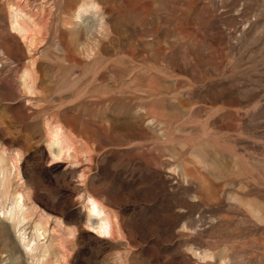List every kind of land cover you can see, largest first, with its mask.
Segmentation results:
<instances>
[{"label": "rangeland", "instance_id": "rangeland-1", "mask_svg": "<svg viewBox=\"0 0 264 264\" xmlns=\"http://www.w3.org/2000/svg\"><path fill=\"white\" fill-rule=\"evenodd\" d=\"M0 63V264H264V0H0Z\"/></svg>", "mask_w": 264, "mask_h": 264}, {"label": "bare ground", "instance_id": "bare-ground-1", "mask_svg": "<svg viewBox=\"0 0 264 264\" xmlns=\"http://www.w3.org/2000/svg\"><path fill=\"white\" fill-rule=\"evenodd\" d=\"M13 16H14V19L12 21V28L11 29L13 32H16V33L22 35L26 31L24 22L20 21L19 14L14 13ZM27 83H30V81H28ZM52 144L57 148L56 150H58L59 153H62L65 150V145L62 141V131L61 130L56 129L54 131V138H53ZM2 163H3L2 160H0V175H2L3 179H5L7 177V174L4 171V169L1 167ZM14 168H15V166L13 165L12 169H14ZM87 202H88V215L90 217L96 218V222L93 224V226L91 225L92 226L91 227L92 232H94L97 236H100V237H108L111 234V229H112L111 222H110L108 215L106 214L104 209L100 206V204L96 200L89 198ZM12 206H13V208L11 210L12 212H10V213L15 212V214H16V212L18 211V214H19L20 213L19 210H21L23 207V197L20 193H18L14 197V203ZM18 214H17V216H18ZM41 237L42 238L44 237V233H43V231H41L40 228L36 227L35 228V237L33 240H25L22 237H21V240L23 241L24 247L26 249L33 250L34 248L32 247V245L34 246L33 243L36 241L35 238L40 239ZM35 244H36V242H35ZM43 252H45V251H43Z\"/></svg>", "mask_w": 264, "mask_h": 264}, {"label": "built area", "instance_id": "built-area-1", "mask_svg": "<svg viewBox=\"0 0 264 264\" xmlns=\"http://www.w3.org/2000/svg\"><path fill=\"white\" fill-rule=\"evenodd\" d=\"M0 66H1V63H0Z\"/></svg>", "mask_w": 264, "mask_h": 264}]
</instances>
